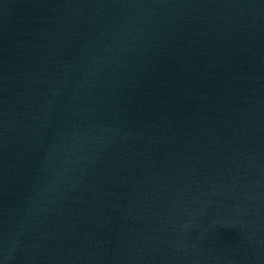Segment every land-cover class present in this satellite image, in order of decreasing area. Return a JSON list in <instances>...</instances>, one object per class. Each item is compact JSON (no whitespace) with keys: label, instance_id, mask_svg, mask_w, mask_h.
<instances>
[{"label":"water","instance_id":"obj_1","mask_svg":"<svg viewBox=\"0 0 264 264\" xmlns=\"http://www.w3.org/2000/svg\"><path fill=\"white\" fill-rule=\"evenodd\" d=\"M0 264H264V0H0Z\"/></svg>","mask_w":264,"mask_h":264}]
</instances>
